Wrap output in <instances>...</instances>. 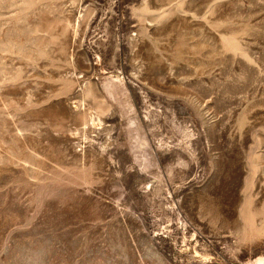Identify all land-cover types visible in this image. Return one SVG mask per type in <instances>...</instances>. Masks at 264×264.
Masks as SVG:
<instances>
[{"label": "rangeland", "instance_id": "rangeland-1", "mask_svg": "<svg viewBox=\"0 0 264 264\" xmlns=\"http://www.w3.org/2000/svg\"><path fill=\"white\" fill-rule=\"evenodd\" d=\"M0 264H264V0H0Z\"/></svg>", "mask_w": 264, "mask_h": 264}]
</instances>
